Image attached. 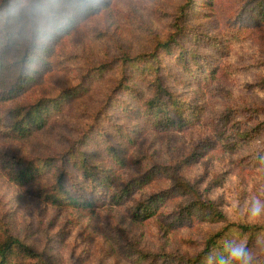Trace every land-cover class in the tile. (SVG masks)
<instances>
[{"label": "rangeland", "instance_id": "rangeland-1", "mask_svg": "<svg viewBox=\"0 0 264 264\" xmlns=\"http://www.w3.org/2000/svg\"><path fill=\"white\" fill-rule=\"evenodd\" d=\"M30 1L22 2L29 5ZM181 1L98 0L96 15L80 18L78 27L63 38L64 52L57 57L58 69L46 74L31 95L53 87L56 88L50 93L55 94L58 89L77 84L88 87V91L72 100L58 122L29 137L24 145L0 138V152L20 151L23 147L31 155L63 153L109 97L113 77L104 73L97 78L89 69L111 61L121 46L130 52L146 49L150 31L160 37L168 35ZM234 3L220 0L208 5L195 0V9L190 12L187 25L194 35L187 37L188 45L204 56L206 66L214 69L213 74L205 72L201 78L190 75L188 93L203 109L191 128L165 133L141 120L133 121L134 126L121 112L122 104L113 107L117 116L110 118L112 123L140 130L136 146L129 147L128 153L132 159L141 155L144 158L131 163L129 174L149 171L154 175L157 168H151L161 165L162 173L154 175L133 199L171 189V196L164 200V209L167 213L179 210L193 196L172 188L174 180L167 166L182 162L179 172L183 179L230 221L248 222L251 201H264V169L253 160L254 150L264 146V25H249L244 16L243 22L233 24L232 13L237 12ZM70 4L68 0H57L52 8L53 17L72 11L82 15ZM46 5L43 2L36 10L45 25L49 20L44 17L50 16ZM172 73L182 76L177 67H172ZM125 99L133 104L130 98ZM96 124L110 126L106 118ZM250 129L246 138L236 139L237 133ZM234 140L245 144L239 147L228 144ZM130 204L128 200L120 207L99 206L93 214L78 215L69 208L46 204L27 187L13 184L0 173V217L11 221L38 251L47 249L54 264H131L118 254L119 245L139 243V247L148 251L164 247L190 252L193 249L183 239H201L198 232H203V228L199 225L188 223L172 230L160 215L134 221L129 216ZM257 221H264V215ZM220 224L208 220L202 226L215 229ZM262 244L258 240L252 251H258Z\"/></svg>", "mask_w": 264, "mask_h": 264}, {"label": "trees", "instance_id": "trees-1", "mask_svg": "<svg viewBox=\"0 0 264 264\" xmlns=\"http://www.w3.org/2000/svg\"><path fill=\"white\" fill-rule=\"evenodd\" d=\"M22 1H0V138L24 145L29 137L58 122L72 100L88 91V87L77 84L58 89L55 94L50 93L56 88L53 87L31 95L46 74L58 69L57 57L64 52L63 38L78 27L80 18L95 16L99 5L98 0H68L82 15L72 11L53 17L52 8L57 0H32L29 5ZM203 1L212 5L220 0ZM232 1L237 4V12L232 13L233 24L243 22L246 17L249 25H264V0ZM43 2L50 14L44 17L49 20L46 25L36 15ZM194 9L195 0H182L168 35L160 37L150 31L146 49L130 52L121 46L111 61L89 69L97 78L104 73L113 77L109 97L63 153L44 156L31 155L23 147L20 151L4 150L0 152V173L13 184L27 187L46 204L69 208L78 215L93 214L99 206L120 207L130 200L129 216L134 221L160 215L172 230L188 223L203 228V232H198L199 241L192 237L183 239L193 249L190 252L164 247L148 251L139 247V243L119 245L118 254L131 264H209L210 257L214 262L225 254L229 241L243 243L253 254L254 264H264V221L228 220L213 203L200 197L194 185L183 179L179 172L182 162L167 166L174 180L172 188L193 196L179 210L167 213L164 209V200L171 196V189L133 199L154 175L162 173L161 165L151 168H157L154 175L149 171L129 174L131 163H138L143 156L132 159L128 153L129 147L136 146L140 130L123 128L110 120L117 116L113 107L122 104L121 112L131 123L141 120L165 133L186 131L195 124L203 109L188 93L190 75L201 78L205 72L213 74L214 69L206 66L204 56L187 42V37L194 35L187 25ZM172 67L180 69L182 76L172 73ZM125 98L133 100V104ZM105 118L108 128L96 124ZM250 131L237 133L236 139L246 138ZM228 144L239 147L245 141ZM253 160L264 169V146L254 150ZM208 220L221 224L215 229H205L202 223ZM15 230L11 221L0 217V264H54L47 249L38 251L27 236ZM258 240L263 244L253 252Z\"/></svg>", "mask_w": 264, "mask_h": 264}, {"label": "clouds", "instance_id": "clouds-1", "mask_svg": "<svg viewBox=\"0 0 264 264\" xmlns=\"http://www.w3.org/2000/svg\"><path fill=\"white\" fill-rule=\"evenodd\" d=\"M262 215H264V201L253 199L248 208V222L255 223ZM209 264H254V256L243 243L229 241L225 245V254L214 262L210 257Z\"/></svg>", "mask_w": 264, "mask_h": 264}]
</instances>
